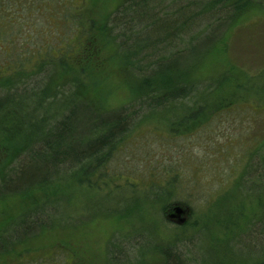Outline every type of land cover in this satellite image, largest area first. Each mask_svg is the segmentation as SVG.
I'll return each mask as SVG.
<instances>
[{
    "label": "trees",
    "instance_id": "1",
    "mask_svg": "<svg viewBox=\"0 0 264 264\" xmlns=\"http://www.w3.org/2000/svg\"><path fill=\"white\" fill-rule=\"evenodd\" d=\"M76 1L0 0V40L11 42L7 47L0 42V69L8 67L7 76L0 77V201L49 189L52 192L27 206L11 222L16 223L1 232L0 255L58 227L45 221L50 210L59 212L61 204L56 200L65 195L63 191L53 192L55 188L70 183L89 189L113 184L114 174L108 173L107 165L134 133L143 132L152 113L165 108L175 109L172 113L184 111L181 120L167 126L177 131L192 123L198 125L213 103L230 104L222 87L228 76L200 72L208 48L196 59L192 52L213 30L220 44L242 15L256 7L253 0H122L97 25V20L88 15L85 1ZM36 19L53 22L51 38L47 27L40 32ZM56 20L61 22L59 26ZM98 33L112 48L132 91V96L117 107H108L99 100L100 77L93 70L97 64L89 58ZM12 37H21L20 45H13ZM240 89L242 93L250 92L247 86ZM166 121L171 122L169 115ZM259 146L262 150H255L259 153L255 166L246 169L242 182H238L256 191L259 214L246 206L249 213L235 218L228 205L224 219L216 220L228 233L225 241L218 235L213 237V222L207 215L206 224L201 230L193 229L198 232L191 237H181L178 232L170 244L155 250L153 254L157 252L161 257L156 264H199L196 248L205 253L203 263L213 264L212 250L225 252L231 261H238L243 254L235 249L246 246L248 259L259 246L257 255L262 258L254 264H264V243H259L260 237L264 239V139ZM169 183H174V177ZM149 192L156 199L162 198V192ZM180 194L169 193V200L160 209L163 219L170 208L183 204ZM195 218L192 213L189 223ZM128 243V236L110 240L109 257L113 262L127 258ZM65 257L74 256L57 247L29 249L22 252L17 263L7 264H62Z\"/></svg>",
    "mask_w": 264,
    "mask_h": 264
},
{
    "label": "rangeland",
    "instance_id": "2",
    "mask_svg": "<svg viewBox=\"0 0 264 264\" xmlns=\"http://www.w3.org/2000/svg\"><path fill=\"white\" fill-rule=\"evenodd\" d=\"M84 1L88 15L97 20L99 25L122 0ZM76 2L80 3V0ZM253 2L256 5L255 11L249 8L238 20V24L230 28L224 41L217 44L218 33L213 30V34L196 45L192 52L196 59L208 48L207 58L204 59V56L199 59L204 62L200 72L206 76L219 73L228 76L222 87L233 103H213L203 118L200 112L198 125L192 123L188 128L177 131L167 126L181 120L184 111L178 109L172 113L175 109L165 108L152 113V118L144 124L148 130L144 127L143 132L134 133L115 152L112 162L107 165L108 173L114 174L113 184L108 182L101 188L89 189L70 183L62 185L63 189L55 188L53 192L63 191L65 195L56 200L61 204L59 212L50 210L45 221L58 227L30 237L28 241L19 244L15 251L0 255V264L17 263L25 250L40 251L51 247L70 251L74 256L65 257L62 264H156L161 257L157 252L153 254L155 250L160 251L179 234L181 237H191L198 232L193 229L201 230L203 223L206 224L207 215L213 222V237L216 235L217 238L218 235L225 241L228 233L216 220L224 219L223 213L228 205L235 218L249 213L246 206L252 207L251 212L259 214L256 191L238 185V182H242L241 178L245 177V170L255 166L259 156L255 150L261 153L259 143L264 139V0ZM1 7L5 6L1 4ZM7 15L9 17L11 13ZM36 20L40 32L44 27L50 29L51 38L53 22L47 19ZM56 21L57 25L61 23ZM98 38L94 36L93 43L97 42V45L92 43L90 51L93 53L89 58L97 64L93 70L100 77L99 100L108 107H117L132 96V91L117 66L112 48L99 33ZM12 39L15 42L13 45L18 46L22 38ZM0 42L5 43L4 47L11 45L7 39ZM0 63H3L2 58ZM7 71L8 67L2 66L0 77H6ZM244 86L248 87L249 93L241 92L240 88ZM168 115L171 122L166 121ZM151 129L159 134L153 133ZM173 177L174 183L166 184ZM149 190L153 194L162 192V198L156 199ZM171 192L183 193L180 194V199H183L180 205L185 212L173 215L175 211L170 208L166 218L170 223H167L160 209L169 200ZM221 192L225 193L217 198ZM51 193L49 189L46 193L37 192L26 197L1 200L0 236L6 227L16 223L11 222L27 206ZM235 200L237 203L234 205ZM192 213L196 218L189 223L188 217ZM196 222L198 225L191 228ZM123 236L130 239V251L127 258L123 256L115 263L109 257L108 244L112 238L119 240ZM202 236L207 243L206 233ZM259 239V243H264L262 237ZM138 241L140 243L135 245ZM235 251L243 254L242 257L238 256V261H231L225 252L212 250V263L254 264L262 258L257 255L259 246L255 248L256 254L252 259L247 258L248 246ZM195 253L200 259L199 264H207L201 260L205 256L202 249L196 248Z\"/></svg>",
    "mask_w": 264,
    "mask_h": 264
},
{
    "label": "water",
    "instance_id": "3",
    "mask_svg": "<svg viewBox=\"0 0 264 264\" xmlns=\"http://www.w3.org/2000/svg\"><path fill=\"white\" fill-rule=\"evenodd\" d=\"M173 210L175 211L173 215H176V214L181 215V213L185 212L184 208L181 205H175L173 207Z\"/></svg>",
    "mask_w": 264,
    "mask_h": 264
}]
</instances>
